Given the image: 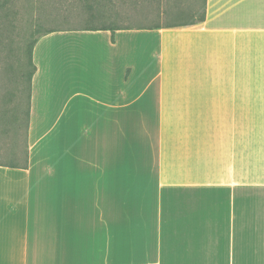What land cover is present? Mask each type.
Instances as JSON below:
<instances>
[{"label": "crops", "instance_id": "obj_1", "mask_svg": "<svg viewBox=\"0 0 264 264\" xmlns=\"http://www.w3.org/2000/svg\"><path fill=\"white\" fill-rule=\"evenodd\" d=\"M189 18L134 28L158 46L141 84L119 30H90L106 50L65 85L39 38L25 147L0 164V264H264V0Z\"/></svg>", "mask_w": 264, "mask_h": 264}, {"label": "rangeland", "instance_id": "obj_2", "mask_svg": "<svg viewBox=\"0 0 264 264\" xmlns=\"http://www.w3.org/2000/svg\"><path fill=\"white\" fill-rule=\"evenodd\" d=\"M202 7L203 0H9L7 8L0 12V117L9 119L17 107L23 123L16 136L12 128L15 124H3L1 118L0 160L9 159L15 146L24 150L26 138L27 83L22 89H16L6 68L11 63L16 64L18 57L24 58L21 51L38 37L40 31L62 26L79 29L88 24L131 27L133 30L120 29L116 36L124 56V74L132 70L135 75L130 82L141 84L145 82L146 75L156 69L154 57L158 46L154 33L134 28L182 22L199 16ZM106 33L109 32L81 29L43 35L38 45L40 67L55 70L59 74V82L65 85L68 72L86 74L92 69L90 53L106 50L100 41L108 35ZM11 93L15 95L11 96ZM142 127L125 124L124 134L127 133L129 138L141 137ZM125 140L124 135V149H127L129 146Z\"/></svg>", "mask_w": 264, "mask_h": 264}, {"label": "trees", "instance_id": "obj_3", "mask_svg": "<svg viewBox=\"0 0 264 264\" xmlns=\"http://www.w3.org/2000/svg\"><path fill=\"white\" fill-rule=\"evenodd\" d=\"M9 0H0V12L3 11V8H7ZM9 8V7H8ZM205 18V8H203V12L201 15V19ZM157 25L153 26H138L137 28H154ZM111 30L112 33H114L116 30L120 29H131V27H126V26H119V25H108V24H102V25H92L88 24L84 27H81L79 29H72L69 27H52L49 29H45L43 31L39 32L38 37H35L32 42H29L24 49L21 51L23 52L24 58L18 57L16 60V64L11 63V66L6 68V73H9V80L11 83L14 85L16 89H22L24 84L27 83V95H28V105L27 109L24 113L25 115V125H26V132L28 128V120H29V103H30V96H31V85H32V78L34 75V72L36 70V65L34 64L33 61V51H34V46L41 38L43 35H46L48 33L54 32V31H59V30ZM15 95V93H11V96ZM6 115V114H5ZM2 118V123L5 124L6 122H9L10 124H15L12 128L13 131L15 132V135L17 136L19 133V127L23 123V119L21 116V112L18 110V108H15V111L13 115L8 119L6 116L0 117V120ZM18 133V134H17ZM15 159V158H14ZM13 159V154L9 155V159L6 160H0V164L2 165H8V166H17ZM27 162L25 166H27Z\"/></svg>", "mask_w": 264, "mask_h": 264}]
</instances>
